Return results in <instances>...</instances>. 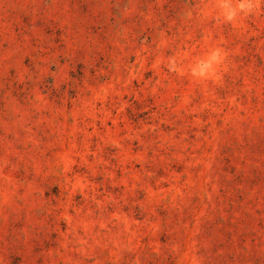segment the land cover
I'll return each instance as SVG.
<instances>
[{
	"label": "rangeland",
	"instance_id": "rangeland-1",
	"mask_svg": "<svg viewBox=\"0 0 264 264\" xmlns=\"http://www.w3.org/2000/svg\"><path fill=\"white\" fill-rule=\"evenodd\" d=\"M220 3L0 0V264H264V0Z\"/></svg>",
	"mask_w": 264,
	"mask_h": 264
},
{
	"label": "clouds",
	"instance_id": "clouds-1",
	"mask_svg": "<svg viewBox=\"0 0 264 264\" xmlns=\"http://www.w3.org/2000/svg\"><path fill=\"white\" fill-rule=\"evenodd\" d=\"M260 0H221L222 18L228 23H239L242 17L254 13ZM226 54L222 48H214L209 54L196 62L191 70V74L196 80H211L219 74V69L224 65Z\"/></svg>",
	"mask_w": 264,
	"mask_h": 264
}]
</instances>
